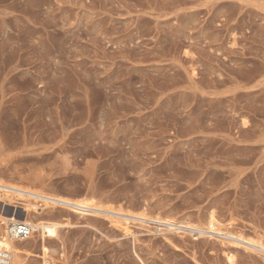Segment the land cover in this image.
I'll return each instance as SVG.
<instances>
[{"label":"rangeland","instance_id":"1","mask_svg":"<svg viewBox=\"0 0 264 264\" xmlns=\"http://www.w3.org/2000/svg\"><path fill=\"white\" fill-rule=\"evenodd\" d=\"M0 184L93 205L54 264H264V0H0Z\"/></svg>","mask_w":264,"mask_h":264},{"label":"bare ground","instance_id":"2","mask_svg":"<svg viewBox=\"0 0 264 264\" xmlns=\"http://www.w3.org/2000/svg\"><path fill=\"white\" fill-rule=\"evenodd\" d=\"M59 206L82 217L93 209V205L85 201L71 200L41 189L0 184V248L10 251V264H54L58 258L52 257L53 243L60 229L70 225L69 216L59 211ZM8 220L29 223L35 232L24 242L11 241L5 227ZM207 224L215 229L217 220L213 213ZM125 232H128L127 228Z\"/></svg>","mask_w":264,"mask_h":264},{"label":"built area","instance_id":"3","mask_svg":"<svg viewBox=\"0 0 264 264\" xmlns=\"http://www.w3.org/2000/svg\"><path fill=\"white\" fill-rule=\"evenodd\" d=\"M7 238L15 242H24L35 232L33 225L14 220L5 223ZM11 253L5 248H0V264H10Z\"/></svg>","mask_w":264,"mask_h":264}]
</instances>
